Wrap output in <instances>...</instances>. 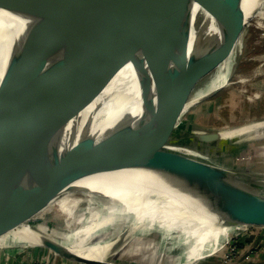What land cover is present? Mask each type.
<instances>
[{
	"label": "water",
	"instance_id": "1",
	"mask_svg": "<svg viewBox=\"0 0 264 264\" xmlns=\"http://www.w3.org/2000/svg\"><path fill=\"white\" fill-rule=\"evenodd\" d=\"M190 1L0 0L2 10L36 20L15 46L8 30L2 51L8 59L0 79V238L41 223L48 216L42 212L75 181L140 167L199 198L218 218L217 227H264V186L241 183L219 164L171 149L192 141L209 153L227 155L240 138H222L228 130L190 131L181 121L192 91L233 55L247 23L242 0H201L207 13L231 19L232 25L219 52L190 57L184 23ZM127 63L139 76L140 116L100 137L84 135L61 151L62 135L87 119ZM57 84L66 85L64 103L28 128L17 111L18 96ZM34 105L41 111L42 100ZM216 142L220 150L212 148ZM41 247L75 263L104 264L73 255L52 240Z\"/></svg>",
	"mask_w": 264,
	"mask_h": 264
},
{
	"label": "bare ground",
	"instance_id": "2",
	"mask_svg": "<svg viewBox=\"0 0 264 264\" xmlns=\"http://www.w3.org/2000/svg\"><path fill=\"white\" fill-rule=\"evenodd\" d=\"M217 1L208 0L207 3ZM263 5L264 0H242L245 22L252 18ZM188 13L189 20H184V23L188 28L189 56L196 58L207 53L219 52L230 33L231 19H215L205 11L201 0H191ZM35 23L36 20H30L0 8V79L8 59L2 53L7 48V31L14 32L12 44L15 46L25 40ZM231 57L232 55L218 68L217 77L212 83L213 89L226 84ZM138 81L139 76L132 64L124 65L99 104L87 116V121L65 131L60 138L59 149L61 151L68 149L84 135L100 137L124 120L140 116L142 104ZM66 94L67 88L63 84L26 91L18 96L17 101L20 105L17 106V111L28 128L37 127L51 112L64 103ZM41 100V111L35 110L34 104ZM27 104L30 106L27 107ZM242 127L221 133V137L229 139L241 137L246 130ZM261 127H264V124L254 123L247 128L256 130ZM172 147V150L182 154L190 146L175 144ZM252 168L251 166L246 171L224 169L228 171V175L235 177L241 183H247L253 187L264 186V163L256 168L262 170L260 174L251 175ZM73 205L78 206V209L82 206L84 210L75 213ZM54 206H57L61 214L68 216L69 219L67 228L60 229L61 233L55 232L51 226H48L45 222L46 216L41 223L33 227L20 226L12 232L10 238L1 237L0 244L23 242L42 246L44 241L52 240L61 244L73 255L107 264L113 254L112 251L123 242L122 239L126 234L133 235L138 229L147 237L154 230H158L168 239L179 231L182 234L180 241L188 248L186 260L194 262L205 256L208 251L214 253L221 250L218 240L228 235L231 230L226 227H217L215 222L218 218L204 207L199 198L191 196L176 181L170 180L157 171L141 167L79 179L63 190L42 213L50 214V209ZM102 229H105L108 234L117 233L118 239L104 243L103 236L91 235V231ZM134 248L136 246L131 245L129 252L135 253Z\"/></svg>",
	"mask_w": 264,
	"mask_h": 264
},
{
	"label": "rangeland",
	"instance_id": "3",
	"mask_svg": "<svg viewBox=\"0 0 264 264\" xmlns=\"http://www.w3.org/2000/svg\"><path fill=\"white\" fill-rule=\"evenodd\" d=\"M241 36L238 47L229 60L226 84L213 89L212 83L217 77L218 70L204 77L190 94L188 100L191 104L183 112L181 121L190 124L188 126L191 128L190 131H196L197 127L218 131L228 129L229 131L244 126L242 129H246L245 133L240 138L238 137L239 141H234L231 144L233 149L227 155L220 154L219 151L209 153L207 149L192 141L186 142L190 147L182 154L191 156L198 161L203 159L206 162L219 164L229 170L246 171L252 166L250 171L252 175L260 174L262 170L256 168L264 163V127L256 130L247 128L254 123L264 124L261 123L264 122V5L247 21ZM182 131L179 130V134L182 135ZM191 138L194 140L192 136ZM214 146L212 148L220 150L222 144L216 142ZM73 208L75 213L83 209L82 206L78 209L76 205H73ZM68 221V216L61 214L58 207L54 206L45 222L58 233L61 228H67ZM180 233L177 231L174 236L171 235L167 239L158 230H154L151 235L146 237L144 232L137 229L133 235L126 234L122 239L123 242L112 251L113 254L107 264H195L198 260L194 262L186 260L188 248L180 241L182 236ZM260 233V230L254 228H240L231 229L228 235L220 237L218 241L221 250L214 252L220 257L219 264H235L238 249L248 237L261 236ZM92 234L103 236L104 243L118 239L117 233L108 234L105 229L91 231ZM259 240L261 242L254 244L252 251L258 245L264 244V236H261ZM131 245L136 246L135 253L129 252ZM31 247L47 250L36 244L8 242L0 246V251L4 253L5 264H18L16 261L14 262V258L12 260L14 251L17 249H26L27 251ZM47 251L52 254L51 251ZM206 253H211V251ZM8 257L9 259H7ZM203 258L205 257L203 256L201 259ZM40 261V259L34 258L31 264H41ZM20 264H29V258L26 257V261ZM43 264L45 263L43 262Z\"/></svg>",
	"mask_w": 264,
	"mask_h": 264
},
{
	"label": "crops",
	"instance_id": "4",
	"mask_svg": "<svg viewBox=\"0 0 264 264\" xmlns=\"http://www.w3.org/2000/svg\"><path fill=\"white\" fill-rule=\"evenodd\" d=\"M257 236L252 235L251 237H248L245 243L238 249L236 252L238 256L236 258L235 264H264V244L262 243L258 245V247H255L254 251H252L253 245L261 242L259 240L261 236ZM3 255L4 253L0 251V264H5ZM26 257L29 258V264L32 263L34 258L40 259L41 264H43V262L45 264H80L58 257L53 252L52 254H49V252L45 249H33L32 247L27 249V251L26 249H17V251H14L12 255V260L14 258V262L16 261L18 264H20L26 261ZM204 257L205 258L198 260L195 264H219L220 257L218 254L208 253ZM7 259H9V257Z\"/></svg>",
	"mask_w": 264,
	"mask_h": 264
},
{
	"label": "built area",
	"instance_id": "5",
	"mask_svg": "<svg viewBox=\"0 0 264 264\" xmlns=\"http://www.w3.org/2000/svg\"><path fill=\"white\" fill-rule=\"evenodd\" d=\"M256 229V228H255ZM256 230H260V234H261V236H264L263 234H264V227L263 228H257Z\"/></svg>",
	"mask_w": 264,
	"mask_h": 264
}]
</instances>
